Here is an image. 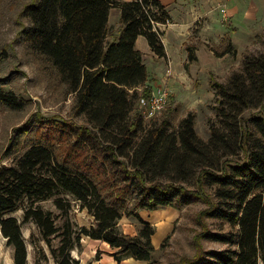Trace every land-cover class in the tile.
<instances>
[{
	"label": "trees",
	"instance_id": "1",
	"mask_svg": "<svg viewBox=\"0 0 264 264\" xmlns=\"http://www.w3.org/2000/svg\"><path fill=\"white\" fill-rule=\"evenodd\" d=\"M111 9L120 13L114 32ZM18 16L15 39L73 96L81 123L35 112L11 131L3 153L11 163L0 167V234L12 263L28 264L24 224L38 233L29 235L33 264H79L71 252L82 237L106 243L117 264L150 263L155 230L139 212L200 202L195 254L182 264H264V54L245 53L225 83L210 74L215 123L203 141L191 113L176 128L169 115L146 128L138 108L151 89L137 37L157 58L166 56L157 25L169 15L159 0H30ZM186 51L187 62H196L194 49ZM234 54L224 39L216 56ZM7 86L0 78V109L22 111L26 100ZM248 110L255 113L244 118ZM75 205L91 226L72 221ZM16 211L20 220L10 216ZM123 217L137 221L136 235L118 228ZM202 240L223 248L204 249Z\"/></svg>",
	"mask_w": 264,
	"mask_h": 264
},
{
	"label": "rangeland",
	"instance_id": "2",
	"mask_svg": "<svg viewBox=\"0 0 264 264\" xmlns=\"http://www.w3.org/2000/svg\"><path fill=\"white\" fill-rule=\"evenodd\" d=\"M247 1L258 3L257 0ZM28 2L30 0H0V78H7V87L27 102L26 107L20 112L0 109V167L11 163V158H3V153L9 142L12 129L21 125L30 114L37 112L43 116L81 123L80 120L73 117V96L65 94V89L60 87L54 73L49 67L47 68L40 56L15 39L21 21L18 16L19 12ZM257 12L258 14L262 13L260 6H257ZM113 14L111 13L110 16L111 28L109 29L112 32L117 29ZM225 17L223 18L221 15L223 24H227L230 19L227 11ZM260 17L255 23L252 22L248 25L246 31L228 33L233 36L234 55L217 57L216 54L223 49L222 38L210 39L208 45L200 46L199 60L196 63L184 70L183 63L179 61L178 66L176 64L175 72L171 71V76L166 81L163 79L162 81L159 77L167 61H158L146 56L144 63L150 70L146 85L151 88L156 85L160 86L167 91L169 97L166 107L160 114L151 120H143L144 127H149L153 120L159 121L169 115L172 127L176 128L178 122L191 113L194 115L196 134L200 139L206 141L209 138V123L210 121L215 123V99L210 87V74L216 81L225 83L233 71L239 70L240 60L245 53L264 54V14ZM153 82H156V85ZM253 113L255 111L248 110L243 114V117L247 118ZM43 206L54 211L49 202L44 203ZM203 207V204L197 202L180 210L161 208L151 212L140 211L141 219L154 226L155 233L151 240L154 252L150 263L131 262L135 264H182V260L191 259L195 254L193 238L200 230L196 216ZM82 211L75 205L71 212V219L79 227H89L88 214L86 211ZM10 216L20 220L21 212L16 211ZM120 220L118 228L122 232L130 236L136 235L139 228L136 220L126 217ZM206 224L212 230L219 228V225L213 221L206 220ZM223 230L227 231L225 225ZM21 231L26 242L28 264H33L34 249L29 241V235L33 232L38 238L37 230L31 224H24ZM201 244L204 249L219 250L223 248L220 244L204 240L201 241ZM40 246L48 256L45 245L41 242ZM76 250L78 257L84 256L82 261L89 264L90 258L87 257V253L83 255L80 247L73 251ZM11 257V249L5 246V240L0 234V264H13ZM47 264L54 263L49 258Z\"/></svg>",
	"mask_w": 264,
	"mask_h": 264
},
{
	"label": "crops",
	"instance_id": "3",
	"mask_svg": "<svg viewBox=\"0 0 264 264\" xmlns=\"http://www.w3.org/2000/svg\"><path fill=\"white\" fill-rule=\"evenodd\" d=\"M129 2L132 0H122ZM166 12L169 15V20L165 24H158L157 28L162 33L161 41L165 50V58H157L150 50L146 40L139 36L137 37L134 47L138 51L143 60L146 56L152 57L155 60H165L167 63L160 73L159 79L164 81L168 80L171 76V71L175 72L176 64L178 62L183 63L184 70H187L190 66L199 60L200 46H206L209 44V40L222 38L221 44L223 46L224 39H229L232 44L231 32L246 31L248 25L252 22L255 23L262 14H264V0H257L258 3L247 0H159ZM220 2L226 3V11L229 16V22L223 24L221 21V15L218 5ZM257 6L261 7L262 13L258 14ZM117 9H111L109 11L108 29L110 26V16L113 14L116 27L119 26L120 13ZM230 33V34H228ZM233 45V44H232ZM186 47H192L196 56V62H187ZM159 64V63H158ZM148 78L150 70L145 65ZM155 73V72H154ZM173 75V74H172ZM162 80V81H163ZM154 84L156 82H153ZM156 85V84H155ZM161 88L156 85L151 90ZM84 212V210L82 211ZM90 220V225L93 222L92 217L87 215ZM141 216V215H139ZM142 218V217H141ZM121 221V220H120ZM126 234L125 232H123ZM79 247L82 254L87 253V257L90 258L89 264H117L110 256L114 250H112L106 243L91 240L87 237H82ZM12 252V251H11ZM72 257L79 261V264H85L82 258L78 257V252L72 251ZM131 261H135L131 258L121 261L120 264H135ZM138 262V261H135ZM146 264V263H144Z\"/></svg>",
	"mask_w": 264,
	"mask_h": 264
},
{
	"label": "built area",
	"instance_id": "4",
	"mask_svg": "<svg viewBox=\"0 0 264 264\" xmlns=\"http://www.w3.org/2000/svg\"><path fill=\"white\" fill-rule=\"evenodd\" d=\"M219 11L223 18H226V3L219 5ZM168 93L163 88L151 90L149 96L141 97L138 102L139 111L145 120H151L160 114L166 107L168 101Z\"/></svg>",
	"mask_w": 264,
	"mask_h": 264
}]
</instances>
